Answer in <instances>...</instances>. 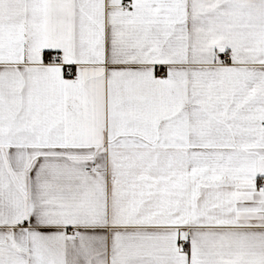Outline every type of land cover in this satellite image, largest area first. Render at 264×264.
Segmentation results:
<instances>
[{"label":"snow or ice","instance_id":"1","mask_svg":"<svg viewBox=\"0 0 264 264\" xmlns=\"http://www.w3.org/2000/svg\"><path fill=\"white\" fill-rule=\"evenodd\" d=\"M0 264H264V0H0Z\"/></svg>","mask_w":264,"mask_h":264}]
</instances>
